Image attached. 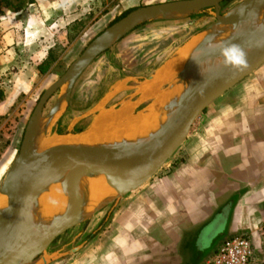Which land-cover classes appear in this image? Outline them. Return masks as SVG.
Instances as JSON below:
<instances>
[{
    "label": "crops",
    "instance_id": "crops-1",
    "mask_svg": "<svg viewBox=\"0 0 264 264\" xmlns=\"http://www.w3.org/2000/svg\"><path fill=\"white\" fill-rule=\"evenodd\" d=\"M68 9L64 7L65 15L59 13L54 20L31 23L21 17L19 27L23 30L4 41L0 53V116L9 113L20 95L30 92L33 77L42 75L38 65L56 43H62L63 34L68 35L70 19L84 13L79 10L72 18ZM191 39L182 52L196 41ZM154 96L155 103L161 100ZM122 107L112 111L131 107V118L144 112L133 114L130 104ZM64 110L65 106L59 108L53 123ZM107 110L95 114L86 132L66 136L91 134ZM50 139L55 138L42 140L37 131L33 150L39 141L41 146L55 144L47 143ZM178 153L183 158L176 167L156 174L110 205L113 212L106 228L88 244L78 246V260H32L30 264H203L225 235L246 234L254 245L259 235L256 229L264 220V64L206 107ZM5 168L6 163L0 165V185ZM100 219L89 226L97 225Z\"/></svg>",
    "mask_w": 264,
    "mask_h": 264
},
{
    "label": "water",
    "instance_id": "water-1",
    "mask_svg": "<svg viewBox=\"0 0 264 264\" xmlns=\"http://www.w3.org/2000/svg\"><path fill=\"white\" fill-rule=\"evenodd\" d=\"M221 1L223 0H174L144 5L130 10L98 33L65 72L41 93L27 120L19 151L0 185V195L7 197V205L0 215V264H30L56 237L75 223L88 219L95 211L117 201L120 197L146 183L183 144L192 125L203 110L264 64V30L236 36L211 50L203 48L200 43L202 54L183 65L180 81L197 66L223 54H235L243 49H254V52L248 58L212 78L192 86L185 95L177 100L174 105V118L159 132L155 141L148 148L99 147L83 149L55 143L32 149L36 132L38 131L41 139L44 140L60 106L64 107L68 104L72 87L78 76L94 59L133 29L153 19L181 18L204 8L213 7L215 8V21L192 36L198 35L203 39L216 27L238 25L262 0H242L230 12L223 15L220 14ZM178 11L179 15H173ZM186 42L179 51L186 45ZM160 74L154 75L152 78L157 79ZM65 85L66 88L62 91ZM57 91H59L57 101L43 115L44 106ZM50 168L66 172L64 181L71 190V198L60 219L46 228L39 239L29 242L28 231L24 229L25 217L30 206L35 202L40 185ZM91 170H97L110 176L116 193L109 201L99 203L95 208L86 211L88 192L78 188L77 194L72 176L75 174L87 175Z\"/></svg>",
    "mask_w": 264,
    "mask_h": 264
},
{
    "label": "rangeland",
    "instance_id": "rangeland-1",
    "mask_svg": "<svg viewBox=\"0 0 264 264\" xmlns=\"http://www.w3.org/2000/svg\"><path fill=\"white\" fill-rule=\"evenodd\" d=\"M167 1L174 0H0V53L4 50V41L17 36V30H23L19 27L21 17L23 21L32 23L34 20L58 19L65 15L64 7L70 8L67 14L69 13L72 18L73 14L78 16L79 10L84 12L80 18L70 19V32L65 37L63 34L62 43H56L52 47L50 70L33 77L30 92L20 95L9 113L0 116V165L6 163L9 168L16 157L27 120L41 93L65 72L95 35L128 9ZM241 1H221L220 14L230 12ZM94 15L96 17H93ZM214 21L215 8L207 7L181 18L153 19L127 33L94 59L78 76L72 87L68 105H65L63 114L48 129L46 138L71 137L66 135L85 132L91 127L95 114L106 109L117 110L123 105L130 104L133 106V114L145 111L157 100L149 91L158 82V97L161 100L169 98L168 91L176 88L178 80H181L183 67L175 80L174 77L166 81H160L159 78L177 61L178 54L183 49L178 53L180 47L192 37V33L200 32ZM158 74L160 75L157 82L152 77ZM65 88L66 85L62 91ZM56 94L59 92L47 101L43 115L49 111ZM112 145L113 143L111 147ZM183 145L184 142L175 151L174 156L179 154ZM173 155L156 174L168 173L165 165ZM8 168H5V174ZM112 203L95 211L88 219L75 223L33 260L47 262L78 260V246L88 244L96 233L106 228L113 212L109 211ZM97 219H100L97 225L90 227L89 224ZM256 230L259 235L252 245L250 264H264V220ZM229 237L231 236L225 235L220 238L213 248L214 252L220 243ZM212 254L207 255L206 260Z\"/></svg>",
    "mask_w": 264,
    "mask_h": 264
},
{
    "label": "bare ground",
    "instance_id": "bare-ground-1",
    "mask_svg": "<svg viewBox=\"0 0 264 264\" xmlns=\"http://www.w3.org/2000/svg\"><path fill=\"white\" fill-rule=\"evenodd\" d=\"M179 14V11L173 13V15ZM263 30L264 0L258 2L253 10L246 15L245 20L238 25L216 27L203 39L198 37L200 41L192 42L188 48L186 47V50L184 49V52L177 53L179 55L177 61L163 73L159 80L166 81L173 77V80L178 78L183 65L190 59L202 54L203 50L199 46L200 43H202L203 48L211 50L236 36L253 34ZM253 52L254 49H243L235 54H223L218 58L204 62L194 68L182 81L178 80L176 88L173 87L168 91L169 98L155 103L145 110L142 115L139 113V117H130L131 107H126L122 111L119 110L120 112L107 111L97 121L95 132L82 137L56 138L48 140L47 143L53 142L83 149L96 145H99V147L101 145L103 148H113L115 146L123 149H146L155 141L159 132L172 121L175 116V103L192 86L202 83L248 58ZM240 53L243 54L242 57L239 55ZM157 84L151 87L149 91L151 95L159 93V84ZM121 108L123 109V107ZM41 143V141L37 143V145L39 144L38 147L42 145ZM111 143L114 146L111 147ZM37 145L36 149H38ZM65 176L66 172L57 168H50L49 173L42 181L35 202L30 206L24 221V229L28 231L29 242L39 239L43 231L59 220L64 213L71 198V190L64 181ZM72 180L77 189V194L78 188L88 192L86 211L95 208L99 203L112 199L116 193L112 178L97 170H91L87 175L75 174L72 176ZM6 205L7 197L0 195V215ZM76 208L78 212V200Z\"/></svg>",
    "mask_w": 264,
    "mask_h": 264
},
{
    "label": "built area",
    "instance_id": "built-area-1",
    "mask_svg": "<svg viewBox=\"0 0 264 264\" xmlns=\"http://www.w3.org/2000/svg\"><path fill=\"white\" fill-rule=\"evenodd\" d=\"M182 155H173L165 165L166 171L176 167ZM252 242L248 235L238 234L224 239L215 252L203 264H250Z\"/></svg>",
    "mask_w": 264,
    "mask_h": 264
},
{
    "label": "trees",
    "instance_id": "trees-1",
    "mask_svg": "<svg viewBox=\"0 0 264 264\" xmlns=\"http://www.w3.org/2000/svg\"><path fill=\"white\" fill-rule=\"evenodd\" d=\"M130 10H132V9H128V10H126V11H124L119 17H117V18H115L110 24H112L113 22H115L116 20H118V19H120L121 17H123L127 12H129ZM109 24V25H110ZM198 33V32H197ZM197 33H192V36L193 35H195V34H197ZM187 41V40H186ZM183 44V43H182ZM181 44V45H182ZM180 45V46H181ZM50 55H51V51H50V53L48 54V56H47V58L42 62V63H40L39 65H38V71L40 72V73H46L47 71H48V69L50 68V66H51V63H52V59L50 58Z\"/></svg>",
    "mask_w": 264,
    "mask_h": 264
},
{
    "label": "clouds",
    "instance_id": "clouds-1",
    "mask_svg": "<svg viewBox=\"0 0 264 264\" xmlns=\"http://www.w3.org/2000/svg\"><path fill=\"white\" fill-rule=\"evenodd\" d=\"M239 55L242 57V55H243V54H242V53H240Z\"/></svg>",
    "mask_w": 264,
    "mask_h": 264
},
{
    "label": "flooded vegetation",
    "instance_id": "flooded-vegetation-1",
    "mask_svg": "<svg viewBox=\"0 0 264 264\" xmlns=\"http://www.w3.org/2000/svg\"><path fill=\"white\" fill-rule=\"evenodd\" d=\"M55 239H57V237Z\"/></svg>",
    "mask_w": 264,
    "mask_h": 264
}]
</instances>
